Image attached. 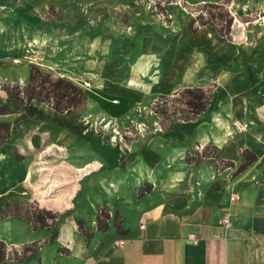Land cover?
<instances>
[{
    "label": "crops",
    "instance_id": "1",
    "mask_svg": "<svg viewBox=\"0 0 264 264\" xmlns=\"http://www.w3.org/2000/svg\"><path fill=\"white\" fill-rule=\"evenodd\" d=\"M230 7L245 15L252 9L264 11V0H232ZM18 8L15 11L24 19H33ZM21 16L17 18L22 21ZM188 31L192 32L191 23ZM151 33L159 36L153 29ZM192 35L188 41H179L176 52H165L158 84L142 78L140 82L131 79L124 87L118 78L113 85L101 81L107 94L83 89L88 97L85 108L94 101L106 113L119 116L133 105L185 86L214 85L208 110L198 123L176 121L169 131L131 149L99 136L90 141L94 155L70 152L69 166L74 168L70 199L64 206H39L73 214L61 226L57 240L40 250L42 264H264V43L237 46L202 28ZM113 66L107 70L109 76L114 75ZM43 106L32 105L31 117L21 123L25 141L35 147L52 141L57 147L75 149L84 132L73 123L80 112L60 113ZM68 127H74L78 136ZM195 144L222 149V159L236 166L245 148L257 159L236 176V166L217 174L212 162L199 166L185 162ZM8 148L0 151V196L30 176ZM145 182L153 189L136 198ZM216 182H222V187L209 191ZM98 207L123 211L130 232L119 234L113 225L97 231ZM77 217L94 231L89 241L81 235ZM46 237L44 231L32 232L23 219L0 221V240L7 245L19 247ZM6 264L39 262L32 258Z\"/></svg>",
    "mask_w": 264,
    "mask_h": 264
},
{
    "label": "rangeland",
    "instance_id": "2",
    "mask_svg": "<svg viewBox=\"0 0 264 264\" xmlns=\"http://www.w3.org/2000/svg\"><path fill=\"white\" fill-rule=\"evenodd\" d=\"M204 3V0H2L0 88L5 82L25 86L30 65L39 67L52 77L70 80L90 94L98 90L107 94L100 86L101 81L113 85L118 78L124 87L131 79L140 82L142 78L158 84L163 74L165 52H176L179 41H188L193 37L188 28L190 30V23L198 14L209 16L206 10H201ZM13 7H20L18 9H22L28 18L37 17L43 22L58 23V26L21 21ZM229 9L233 16L229 39L233 44L253 47L256 42L264 43V11L252 9L251 13L244 15L230 5ZM147 26H151L150 29L145 28ZM140 28L142 32L138 34ZM201 28L219 36L216 27ZM152 29L159 36L151 33ZM144 35L150 39H145ZM110 66L114 67L113 76H109L107 71ZM0 96H4L1 89ZM155 99L133 105L119 116L110 115L96 102H90L88 107L75 115L76 120L73 121L79 131H84L75 143V149L57 147L51 144L52 141L41 152V146L29 144L30 148L24 147L28 157L19 163L30 174L29 179L5 191L0 197L19 196L41 206H64L71 197L68 188L74 184L70 178L74 169L69 166L72 162L70 152L75 151L81 156L94 155V146L90 141L99 136L131 149L161 133L151 110ZM43 104L48 105L33 100L31 107H45ZM14 119L15 116H2L0 122ZM68 128L78 136L79 132L74 127ZM124 137L130 138V143ZM8 147L14 155L10 143L4 144L1 149ZM27 149H39V152L29 153Z\"/></svg>",
    "mask_w": 264,
    "mask_h": 264
},
{
    "label": "trees",
    "instance_id": "3",
    "mask_svg": "<svg viewBox=\"0 0 264 264\" xmlns=\"http://www.w3.org/2000/svg\"><path fill=\"white\" fill-rule=\"evenodd\" d=\"M202 6L209 14L205 17L202 13L198 14L191 22V30L196 33L201 27H216L217 33L231 42L229 39L230 28L233 24V16L229 9L232 0H204ZM15 11V7H13ZM16 16H21L15 11ZM22 17V16H21ZM23 18V17H22ZM26 22L33 25L48 24L57 25L53 22H43V20L33 17ZM215 23V21H217ZM84 22L79 24V27ZM151 26H148L150 29ZM213 83L206 86H185L172 94L158 96L151 105V110L155 116L157 124L160 127V132L169 131L176 121H201V115L208 110L209 100L213 98ZM3 97L0 96V117L15 116L13 121L0 122V149L6 143L13 145L14 156L18 162H24L28 154L23 151V148H30L25 141L21 130V123L30 118L31 103L33 100H38L47 103L57 112L64 113L69 109L82 111L87 103V93L76 86L70 80L64 78L52 77L49 73L35 65H30L28 74V82L25 86L18 83L5 82L1 85ZM126 142L130 143V138L124 137ZM49 141H46L41 147L40 152L48 146ZM28 150V149H27ZM30 153L37 154L38 150H28ZM222 149L217 148L212 144L200 146L195 144L191 146L186 155L185 162L199 166L202 163L212 162L216 166L217 174L225 168L235 167L234 162H226L222 159ZM240 164L236 166L233 176L244 171L256 159V155L249 149L241 151ZM222 187V182H216L212 185L209 191H215ZM153 189L151 183L145 182L138 191L136 198H142ZM72 211L67 210L64 213L54 211L45 207H40L35 201L27 202L19 196L10 198L0 197V221L19 218L26 221L32 232L44 231L47 234L45 241H33L13 247L7 245L6 242L0 240V264L6 263H25L32 258H36L39 264H42L40 250L47 244L54 243L60 235V228L66 218L71 217ZM97 231H106L112 225L117 228L119 234H128L130 229L125 225V217L122 212L116 209L113 213L108 207H98L95 216ZM75 222L82 236L89 241L94 231L87 226L82 218H75Z\"/></svg>",
    "mask_w": 264,
    "mask_h": 264
},
{
    "label": "built area",
    "instance_id": "4",
    "mask_svg": "<svg viewBox=\"0 0 264 264\" xmlns=\"http://www.w3.org/2000/svg\"><path fill=\"white\" fill-rule=\"evenodd\" d=\"M231 199L234 200V199H235V196H232ZM224 222L229 224V220H228V218H226V219L224 220ZM144 228H145V225L142 224V225H141V229H144ZM190 238H191L193 241H196V237H195V235L191 234V235H190ZM121 243H124V241H121Z\"/></svg>",
    "mask_w": 264,
    "mask_h": 264
},
{
    "label": "bare ground",
    "instance_id": "5",
    "mask_svg": "<svg viewBox=\"0 0 264 264\" xmlns=\"http://www.w3.org/2000/svg\"><path fill=\"white\" fill-rule=\"evenodd\" d=\"M40 27V26H39ZM44 27V26H43ZM9 149V148H8ZM2 154V153H1ZM5 183V182H4ZM4 185H6V184H4ZM1 188V187H0Z\"/></svg>",
    "mask_w": 264,
    "mask_h": 264
}]
</instances>
